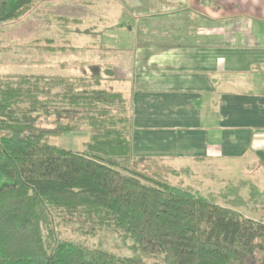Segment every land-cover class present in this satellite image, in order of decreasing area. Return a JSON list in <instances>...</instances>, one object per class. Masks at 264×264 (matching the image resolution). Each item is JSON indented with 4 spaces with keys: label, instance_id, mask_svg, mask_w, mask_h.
I'll list each match as a JSON object with an SVG mask.
<instances>
[{
    "label": "trees",
    "instance_id": "obj_1",
    "mask_svg": "<svg viewBox=\"0 0 264 264\" xmlns=\"http://www.w3.org/2000/svg\"><path fill=\"white\" fill-rule=\"evenodd\" d=\"M34 1L0 0V24ZM77 69L0 75V264H264V218L240 210L264 213V191L246 179L203 193L149 173L139 164L154 159L132 153L130 97L104 86L112 65ZM81 130V150L46 140ZM100 231L132 253L88 243Z\"/></svg>",
    "mask_w": 264,
    "mask_h": 264
},
{
    "label": "crops",
    "instance_id": "obj_2",
    "mask_svg": "<svg viewBox=\"0 0 264 264\" xmlns=\"http://www.w3.org/2000/svg\"><path fill=\"white\" fill-rule=\"evenodd\" d=\"M137 6L94 44L113 67L108 88L132 101L133 155L207 189L248 179L264 191V0ZM250 214L264 218L261 205Z\"/></svg>",
    "mask_w": 264,
    "mask_h": 264
},
{
    "label": "rangeland",
    "instance_id": "obj_3",
    "mask_svg": "<svg viewBox=\"0 0 264 264\" xmlns=\"http://www.w3.org/2000/svg\"><path fill=\"white\" fill-rule=\"evenodd\" d=\"M139 2L140 0H35L21 16L0 24V75L13 72L78 73L79 63H105L106 50L97 48L95 42L105 41L109 33L118 32L120 29L115 25L121 18L126 20L123 25L127 27L133 18L127 14L122 16L121 11L133 13ZM59 17H64V21ZM72 19L77 21L73 22ZM85 45L88 47L76 51L67 49L70 46ZM55 46H65L66 49L52 48ZM104 86L108 88L110 84L105 81ZM88 136L87 130H81L49 136L46 140L66 149L81 150L82 142ZM141 165L153 175L163 177L171 183H182L203 193L209 189L214 193L219 189L215 180L208 181L212 185L208 189L201 182L188 183L186 178L190 170L182 172L183 176L177 175L171 171L168 162L162 160L154 159L152 162L139 164L140 167ZM234 183H238V180ZM242 195L245 196L246 192ZM240 210L246 212L245 215L252 216L250 211L243 208ZM87 241L119 255L132 253L129 240L122 241L116 234L107 231L87 237Z\"/></svg>",
    "mask_w": 264,
    "mask_h": 264
}]
</instances>
